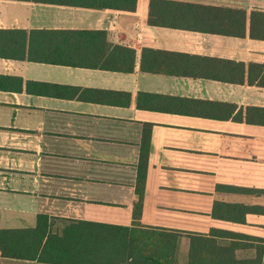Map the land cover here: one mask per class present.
<instances>
[{
	"label": "crops",
	"instance_id": "obj_1",
	"mask_svg": "<svg viewBox=\"0 0 264 264\" xmlns=\"http://www.w3.org/2000/svg\"><path fill=\"white\" fill-rule=\"evenodd\" d=\"M168 1L226 11L165 21L244 35L151 25V0L135 12L0 0V30L85 32L36 40L24 59L0 57V229L35 227L42 214L59 227L82 220L180 232L177 264H188L190 234L239 246L244 264L260 255L264 214L241 223L215 219L213 209L221 197L264 207V195L217 193L220 184L264 190V123L246 116L264 109V69L249 70L264 65V40L251 36L264 0ZM145 48L242 63L244 81L145 72ZM0 264L46 263L0 251Z\"/></svg>",
	"mask_w": 264,
	"mask_h": 264
},
{
	"label": "trees",
	"instance_id": "obj_2",
	"mask_svg": "<svg viewBox=\"0 0 264 264\" xmlns=\"http://www.w3.org/2000/svg\"><path fill=\"white\" fill-rule=\"evenodd\" d=\"M65 7L109 9L122 12H135L138 0H11ZM226 11L224 8L183 3L168 0H151V25H167L187 29H202L212 33L232 36H243L237 29H209L195 25L180 24L176 21L161 19L162 14H207ZM236 14L245 17L242 11ZM172 18H174L172 16ZM164 20V21H163ZM264 26V13L255 11L252 14L251 36L264 40V32L256 31V24ZM83 35L85 32L33 31L28 33L21 29L0 30V57L24 59L31 44L44 41L49 36ZM35 39V40H34ZM28 48V49H27ZM126 50V49H125ZM132 54L134 51L126 50ZM179 58V59H176ZM126 65V61H123ZM173 64H177L173 66ZM245 65L232 61L209 59L183 54L158 52L145 48L142 55V70L149 73L179 75L189 77L212 78L223 82L242 83ZM251 70L264 69V65L252 64ZM251 111L264 109L248 108L247 120L253 123H264V119H250ZM243 111L236 116L243 120ZM148 160L141 159L138 164L139 205L136 211L141 212L143 190L146 181ZM217 193L247 196L264 195V190L244 188L231 185H218ZM249 214H264L260 205L229 202L226 198H217L213 216L225 221L246 222ZM135 216V212H134ZM228 235L230 232H222ZM181 233L165 229H135V226H120L95 223L82 220H64L62 226H56L48 215H38L37 224L31 228L0 229V251L5 257L38 259L46 264H177V245ZM212 236L190 234V251L188 264H244L235 253L239 246L222 245ZM241 247V246H240ZM260 255L248 264H264V246L258 247Z\"/></svg>",
	"mask_w": 264,
	"mask_h": 264
}]
</instances>
